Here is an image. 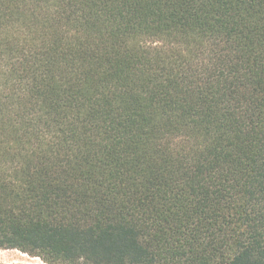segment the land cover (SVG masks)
Segmentation results:
<instances>
[{"label": "trees", "instance_id": "1", "mask_svg": "<svg viewBox=\"0 0 264 264\" xmlns=\"http://www.w3.org/2000/svg\"><path fill=\"white\" fill-rule=\"evenodd\" d=\"M0 249L264 264V0H0Z\"/></svg>", "mask_w": 264, "mask_h": 264}, {"label": "rangeland", "instance_id": "2", "mask_svg": "<svg viewBox=\"0 0 264 264\" xmlns=\"http://www.w3.org/2000/svg\"><path fill=\"white\" fill-rule=\"evenodd\" d=\"M0 263L45 264L39 258L31 257L16 249H0Z\"/></svg>", "mask_w": 264, "mask_h": 264}]
</instances>
